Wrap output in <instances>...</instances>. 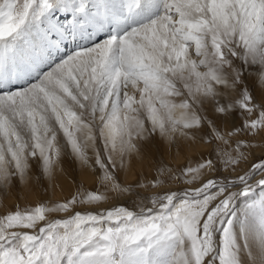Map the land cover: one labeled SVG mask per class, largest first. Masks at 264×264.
I'll return each instance as SVG.
<instances>
[{
	"label": "snow or ice",
	"instance_id": "snow-or-ice-1",
	"mask_svg": "<svg viewBox=\"0 0 264 264\" xmlns=\"http://www.w3.org/2000/svg\"><path fill=\"white\" fill-rule=\"evenodd\" d=\"M0 264H264V0H0Z\"/></svg>",
	"mask_w": 264,
	"mask_h": 264
},
{
	"label": "bare ground",
	"instance_id": "bare-ground-1",
	"mask_svg": "<svg viewBox=\"0 0 264 264\" xmlns=\"http://www.w3.org/2000/svg\"><path fill=\"white\" fill-rule=\"evenodd\" d=\"M89 183H91V181L89 180ZM57 195H60V193L58 192Z\"/></svg>",
	"mask_w": 264,
	"mask_h": 264
}]
</instances>
